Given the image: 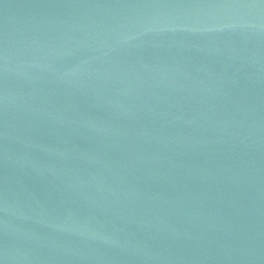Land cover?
<instances>
[{
  "label": "water",
  "instance_id": "95a60500",
  "mask_svg": "<svg viewBox=\"0 0 264 264\" xmlns=\"http://www.w3.org/2000/svg\"><path fill=\"white\" fill-rule=\"evenodd\" d=\"M0 264H264V0H0Z\"/></svg>",
  "mask_w": 264,
  "mask_h": 264
}]
</instances>
